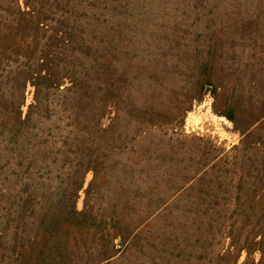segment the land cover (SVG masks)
<instances>
[{
	"label": "trees",
	"instance_id": "trees-1",
	"mask_svg": "<svg viewBox=\"0 0 264 264\" xmlns=\"http://www.w3.org/2000/svg\"><path fill=\"white\" fill-rule=\"evenodd\" d=\"M0 264H264V0H0Z\"/></svg>",
	"mask_w": 264,
	"mask_h": 264
},
{
	"label": "rangeland",
	"instance_id": "rangeland-1",
	"mask_svg": "<svg viewBox=\"0 0 264 264\" xmlns=\"http://www.w3.org/2000/svg\"><path fill=\"white\" fill-rule=\"evenodd\" d=\"M32 88L26 87V105L31 102ZM222 99L217 101L210 92H204L199 101H194L189 110L175 118V131L187 136H199L212 141L216 146L228 151L237 145L240 139L239 133L232 123L222 115H218L215 109H222ZM179 106H182L180 103ZM91 179V173H87L84 179V188ZM83 192L79 193L76 203L78 210L82 208Z\"/></svg>",
	"mask_w": 264,
	"mask_h": 264
}]
</instances>
